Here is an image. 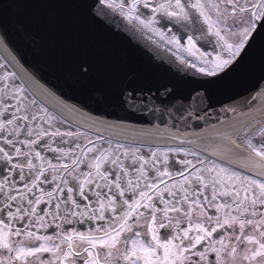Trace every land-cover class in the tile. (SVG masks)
<instances>
[{
    "label": "snow or ice",
    "instance_id": "snow-or-ice-1",
    "mask_svg": "<svg viewBox=\"0 0 264 264\" xmlns=\"http://www.w3.org/2000/svg\"><path fill=\"white\" fill-rule=\"evenodd\" d=\"M75 2L114 31L158 38L176 58L161 62L195 86L138 88L130 75L110 90L101 80L89 104L57 97L61 111L32 74L25 71L29 83L0 57V264H264V113L203 134L170 131L163 147L148 143L152 132L132 135L125 119L107 118L116 105L184 131L206 119L212 88L264 39V0ZM0 47H9L3 30ZM77 71L93 81L98 65Z\"/></svg>",
    "mask_w": 264,
    "mask_h": 264
},
{
    "label": "water",
    "instance_id": "water-1",
    "mask_svg": "<svg viewBox=\"0 0 264 264\" xmlns=\"http://www.w3.org/2000/svg\"><path fill=\"white\" fill-rule=\"evenodd\" d=\"M0 30L9 40V47H0V57L10 63L9 70L17 71L26 80V72L32 74L43 88L36 84L33 87L61 111L65 110L64 104L57 97L69 104H89L90 92L101 80L110 90L128 85L130 75L135 77L132 86L138 88L154 90L160 83L177 82L187 93L195 86L191 78L178 76L174 68L161 62L171 63L176 58L164 50L158 38L154 37L156 43H153L148 39L150 34L143 29L128 30L127 33L114 31L94 20L87 4L75 0H0ZM174 34L184 35L179 25L174 28ZM187 34L199 35L192 31ZM197 46L201 51L212 53L207 50L208 42L204 40L198 41ZM154 55L160 59H154ZM180 55L189 58L187 52ZM16 60L22 67L16 64ZM85 61H94L98 65L93 81L82 80L78 75V65ZM261 81H264V39L258 38L241 64L212 88L211 99L201 105H211L210 115L187 131L179 124L174 129L165 128L152 116L129 115L116 105L107 109V118L125 119V127L132 135H135L134 129L152 132L148 143L163 147L170 131L180 129L183 135L191 136L193 133H207L213 125L219 127V121L241 113L261 117L264 94L256 93ZM227 106L237 111L225 114L223 108ZM153 123L156 128L152 127ZM171 123L169 120V125Z\"/></svg>",
    "mask_w": 264,
    "mask_h": 264
},
{
    "label": "flooded vegetation",
    "instance_id": "flooded-vegetation-1",
    "mask_svg": "<svg viewBox=\"0 0 264 264\" xmlns=\"http://www.w3.org/2000/svg\"><path fill=\"white\" fill-rule=\"evenodd\" d=\"M204 48H205V47H204ZM208 48H209V49H207L208 51H212L211 49L213 48V45L208 43ZM146 148H147V146H145V150H146ZM141 222H143V221H141ZM76 227H77V228H80V225H76ZM83 227H85V228H83V229H81V230H86V229L88 228V225L85 224ZM162 231H164V230H162Z\"/></svg>",
    "mask_w": 264,
    "mask_h": 264
}]
</instances>
